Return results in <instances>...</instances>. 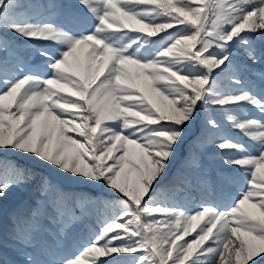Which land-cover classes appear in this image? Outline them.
<instances>
[{
	"label": "snow or ice",
	"instance_id": "6c2138e0",
	"mask_svg": "<svg viewBox=\"0 0 264 264\" xmlns=\"http://www.w3.org/2000/svg\"><path fill=\"white\" fill-rule=\"evenodd\" d=\"M258 41L264 0H0V264H264Z\"/></svg>",
	"mask_w": 264,
	"mask_h": 264
},
{
	"label": "rangeland",
	"instance_id": "374dc122",
	"mask_svg": "<svg viewBox=\"0 0 264 264\" xmlns=\"http://www.w3.org/2000/svg\"><path fill=\"white\" fill-rule=\"evenodd\" d=\"M66 2H74V0H66ZM171 31V30H169ZM160 35H164V33H161ZM18 43H23L22 40H18ZM258 47H264V41H258L257 42ZM238 63L243 64L244 60L243 57L238 56ZM253 72H261L264 71V64H257L252 69ZM250 78L255 81L256 84V90L257 92H260L262 89H264V82H262L258 76L249 74ZM251 112L253 115H256L255 109H251ZM227 133L232 138H239L244 139L240 136L239 132H236L234 130H231L230 128H227V125H225ZM200 129V122H197V125L194 127L192 134H190L188 141L181 147V150L179 152V155L177 156L176 161L174 162L172 166V170L169 174V179H172L173 177H176L178 174H180L182 171H187L186 169V157L189 153V147L191 144L192 139H194V136L199 132ZM0 158L6 159V160H13L18 164H24L25 162L17 155L9 153V154H0ZM203 163L206 169L214 170L218 167L219 161L214 158V150H209L204 154ZM30 166V165H29ZM66 190L70 193L75 194H83L87 196H98L99 190L87 186V185H77V184H67ZM237 195V189L233 188L230 189L228 192L223 194V199L225 202H229L232 197ZM217 198H219V194H216ZM36 198V188L35 185H28L23 188H17L14 189L12 194L9 195L7 199L0 200V221H2L5 228H7L9 224V218L14 213H22L27 210L28 205H30L33 200ZM199 202V198H197V203ZM5 254L9 259H18L17 257H14V255L10 252L5 250Z\"/></svg>",
	"mask_w": 264,
	"mask_h": 264
}]
</instances>
